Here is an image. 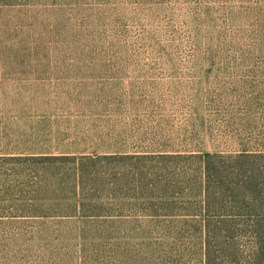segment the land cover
<instances>
[{"label": "rangeland", "instance_id": "1", "mask_svg": "<svg viewBox=\"0 0 264 264\" xmlns=\"http://www.w3.org/2000/svg\"><path fill=\"white\" fill-rule=\"evenodd\" d=\"M242 146H264V0H0V150L82 160L100 214L0 236V264H198L162 186ZM73 168L43 166L55 213Z\"/></svg>", "mask_w": 264, "mask_h": 264}, {"label": "trees", "instance_id": "2", "mask_svg": "<svg viewBox=\"0 0 264 264\" xmlns=\"http://www.w3.org/2000/svg\"><path fill=\"white\" fill-rule=\"evenodd\" d=\"M178 158L196 159V166L189 169L191 173L182 176L183 180L163 184L162 189L164 198L168 199V192L172 190L174 196L166 202L171 206L178 194L186 192L181 205L187 219L181 222V227L185 231L191 230L190 233L197 234L200 239L198 264H264V146H242L233 154L207 153ZM70 160L74 163V181L69 190L72 198L71 201L64 199L66 202L63 204L58 202L66 209L59 214L50 210L52 205L48 206L47 201L57 202L58 199L52 190L53 178H49L51 182L48 183L43 177V166ZM0 162L18 166V170L11 174L7 171L13 169L0 168L1 237L19 232L33 223L31 221L39 219L100 215L95 212L87 214L80 200L77 202L83 175L82 160L36 154H3L0 155ZM12 174L20 178L11 179ZM48 175L52 177L50 172ZM42 201H45L44 204H39ZM191 209H195L194 212Z\"/></svg>", "mask_w": 264, "mask_h": 264}, {"label": "crops", "instance_id": "3", "mask_svg": "<svg viewBox=\"0 0 264 264\" xmlns=\"http://www.w3.org/2000/svg\"><path fill=\"white\" fill-rule=\"evenodd\" d=\"M11 153V151H9V152H6V151H2V150H0V155H9ZM14 155V154H13Z\"/></svg>", "mask_w": 264, "mask_h": 264}]
</instances>
